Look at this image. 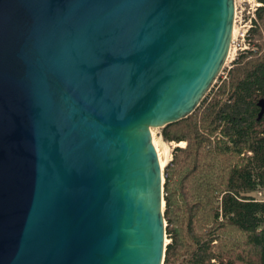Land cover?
I'll return each mask as SVG.
<instances>
[{
    "label": "water",
    "instance_id": "water-1",
    "mask_svg": "<svg viewBox=\"0 0 264 264\" xmlns=\"http://www.w3.org/2000/svg\"><path fill=\"white\" fill-rule=\"evenodd\" d=\"M235 17V0H0V264H163L152 131L211 92Z\"/></svg>",
    "mask_w": 264,
    "mask_h": 264
},
{
    "label": "trees",
    "instance_id": "trees-1",
    "mask_svg": "<svg viewBox=\"0 0 264 264\" xmlns=\"http://www.w3.org/2000/svg\"><path fill=\"white\" fill-rule=\"evenodd\" d=\"M228 78L163 138L181 143L163 171V264H264V0Z\"/></svg>",
    "mask_w": 264,
    "mask_h": 264
},
{
    "label": "rangeland",
    "instance_id": "rangeland-1",
    "mask_svg": "<svg viewBox=\"0 0 264 264\" xmlns=\"http://www.w3.org/2000/svg\"><path fill=\"white\" fill-rule=\"evenodd\" d=\"M235 4H236V17H235V27H234L235 31L233 35L230 55L213 89L218 87L221 84L222 80L228 78L227 77L228 72L233 67V63L238 58L240 53L243 52L244 50H248L251 48L248 43L247 33L252 25V21L255 18V11L260 4L257 2V0H235ZM213 89L208 95H211ZM162 133H163L162 129H153V141L159 150L160 156H162L161 160H163V171H164L165 167L172 160L174 149L176 147H183V146H178L179 143H176L174 141L173 142L166 141L163 138ZM168 159H170V161Z\"/></svg>",
    "mask_w": 264,
    "mask_h": 264
},
{
    "label": "built area",
    "instance_id": "built-area-1",
    "mask_svg": "<svg viewBox=\"0 0 264 264\" xmlns=\"http://www.w3.org/2000/svg\"><path fill=\"white\" fill-rule=\"evenodd\" d=\"M152 133H153V131H152ZM158 156H159V154H158ZM252 196L254 198V201L264 202V189L254 192L252 194ZM166 239H167V237H166ZM167 242H168V240H167Z\"/></svg>",
    "mask_w": 264,
    "mask_h": 264
},
{
    "label": "bare ground",
    "instance_id": "bare-ground-1",
    "mask_svg": "<svg viewBox=\"0 0 264 264\" xmlns=\"http://www.w3.org/2000/svg\"><path fill=\"white\" fill-rule=\"evenodd\" d=\"M154 142V141H153ZM155 145V144H154ZM178 146H184V143L183 142H181V143H179V145ZM155 148H156V150H157V153L159 154V159H160V163H161V166H162V168H163V160H161V157L162 156H160V153H159V150H158V148H157V146L155 145ZM171 153V152H170ZM162 155V154H161ZM163 159V158H162ZM169 161H170V159H168Z\"/></svg>",
    "mask_w": 264,
    "mask_h": 264
}]
</instances>
